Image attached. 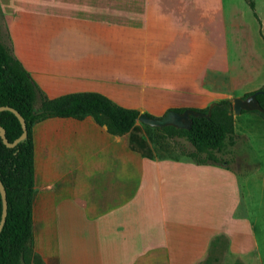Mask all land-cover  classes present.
<instances>
[{
    "label": "crops",
    "instance_id": "crops-1",
    "mask_svg": "<svg viewBox=\"0 0 264 264\" xmlns=\"http://www.w3.org/2000/svg\"><path fill=\"white\" fill-rule=\"evenodd\" d=\"M43 1L47 45L29 46L23 30L39 8L0 0L13 52L47 98L95 92L152 116L196 109L135 91L182 81L196 22L222 18V0ZM33 141L32 249L44 264H250L259 254L246 252L257 244L239 204L210 197L208 177L227 168L160 158L141 122L116 136L91 116L50 118Z\"/></svg>",
    "mask_w": 264,
    "mask_h": 264
},
{
    "label": "rangeland",
    "instance_id": "rangeland-1",
    "mask_svg": "<svg viewBox=\"0 0 264 264\" xmlns=\"http://www.w3.org/2000/svg\"><path fill=\"white\" fill-rule=\"evenodd\" d=\"M20 1L39 8L34 12L33 23L23 30L25 35L28 33L27 41L34 39L37 46L47 45L50 18L44 9L48 8V1ZM222 7L225 10L222 18L196 22V30H200L199 34L196 33V59L182 66V81L164 82L160 87L146 84L140 88L138 85L136 96H166L162 104L194 101L196 109H203L225 99L234 105L236 98L246 100L251 93L264 88V0H222ZM0 37L12 48L1 2ZM29 46H32V41ZM126 88L134 90L131 86ZM39 105L37 100L36 108ZM234 119L236 145L228 154L219 155L223 162L218 165L226 167L229 175L215 173V176L208 177L210 197L219 204H239L235 217L247 221L249 228L242 233L254 236L257 244L250 246L246 252L256 250L259 253L250 254L249 263L264 264V116L260 111H243L240 115L234 113ZM192 151L194 148L190 143L176 139L166 141L159 154L163 158L196 163V159L184 155ZM233 262L227 259V262L213 261L210 264Z\"/></svg>",
    "mask_w": 264,
    "mask_h": 264
},
{
    "label": "trees",
    "instance_id": "trees-1",
    "mask_svg": "<svg viewBox=\"0 0 264 264\" xmlns=\"http://www.w3.org/2000/svg\"><path fill=\"white\" fill-rule=\"evenodd\" d=\"M251 6L255 10L254 3ZM253 94H257L258 104L264 108V88L251 93L249 97ZM37 100L40 104L38 108L35 106ZM0 107L18 111L25 119L28 131L27 138L15 148H8L0 135V180L6 189L8 201V216L0 234V264H44L32 249L35 125L50 118L83 120L91 116L98 125L106 126L111 134L123 136L134 128L141 112L122 107L105 95L95 92L47 98L14 55L13 49L3 43L1 38ZM175 110L184 112L186 108ZM196 110L208 116L192 117L190 130L174 126L145 125L147 135L160 158L163 157L159 152L166 141L180 139L194 148V151L184 155L196 159L195 162L199 165H219L223 162L219 155L228 154L236 145L234 108L230 100H221ZM0 126L6 130V137L11 143L23 133L20 120L8 110L0 112ZM2 214L3 199L0 192V222Z\"/></svg>",
    "mask_w": 264,
    "mask_h": 264
},
{
    "label": "water",
    "instance_id": "water-1",
    "mask_svg": "<svg viewBox=\"0 0 264 264\" xmlns=\"http://www.w3.org/2000/svg\"><path fill=\"white\" fill-rule=\"evenodd\" d=\"M233 108H234V113L236 115H240L243 111H260L264 114V108L258 104L257 94H253L246 100L242 98H236L234 100ZM6 110L13 112L18 117V119L21 122L22 130H23L22 135L18 139H16L13 143H11L6 137V130L0 126V135L1 138L3 139L4 144L8 148H15L20 142H22L27 138L28 136L27 126L25 119L21 116V114L18 111L10 107H0V112ZM206 116L208 115L194 109H186L184 112H179L177 110H170L163 117H159V118H154L146 113H142L140 114L138 121L150 127L174 126L177 128L190 130L192 127V117L198 118V117H206ZM0 192L3 199V214L0 222V234H1L8 216L7 193L1 180H0Z\"/></svg>",
    "mask_w": 264,
    "mask_h": 264
}]
</instances>
